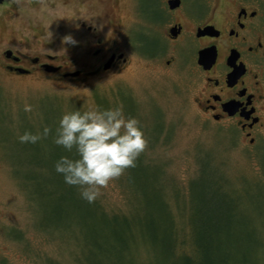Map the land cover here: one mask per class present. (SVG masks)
Segmentation results:
<instances>
[{
  "label": "rangeland",
  "instance_id": "obj_1",
  "mask_svg": "<svg viewBox=\"0 0 264 264\" xmlns=\"http://www.w3.org/2000/svg\"><path fill=\"white\" fill-rule=\"evenodd\" d=\"M56 3L43 0L13 22L0 16V48L58 55L64 65L60 74L0 69V264H264V127L252 144L231 122L206 114L192 68H169V52L153 51L140 34L135 40L142 18L129 1L117 11L118 28L102 16L105 39L118 40L127 62L64 78L92 67L88 47L84 60L71 63L67 15ZM19 23L27 36L15 45L22 35L10 25ZM116 106L141 122L147 145L134 167L101 188L96 201L108 213L90 217L80 190L71 193L63 177L59 185L35 164L54 165L61 146L53 136L64 112ZM44 126L50 133L35 144L18 140Z\"/></svg>",
  "mask_w": 264,
  "mask_h": 264
},
{
  "label": "flooded vegetation",
  "instance_id": "obj_2",
  "mask_svg": "<svg viewBox=\"0 0 264 264\" xmlns=\"http://www.w3.org/2000/svg\"><path fill=\"white\" fill-rule=\"evenodd\" d=\"M67 15L68 30L75 43L71 63L83 59L89 48V71L79 79L111 71L127 62L118 40L105 39V22L121 25L117 11L132 2L142 21L140 34L152 40L153 51L170 53L166 66L189 65L199 77L202 110L216 122L229 121L241 134L255 142L264 127V0H51ZM43 0H0V16L20 20L27 8L38 10ZM10 33L20 34L11 43L20 45L27 34L22 25H10ZM34 32L38 24L30 22ZM24 27V26H23ZM18 34V35H19ZM35 34V35H36ZM140 42L139 39L136 40ZM3 45V44H2ZM11 45V44H10ZM84 60V59H83ZM44 64L60 67L58 55L41 58L12 47L0 48V69L12 76L29 75ZM107 66V68H105ZM20 68L26 72H20ZM69 71V72H72ZM64 74V73H63ZM62 74V75H63ZM64 77V76H63ZM64 77V78H67Z\"/></svg>",
  "mask_w": 264,
  "mask_h": 264
},
{
  "label": "clouds",
  "instance_id": "obj_3",
  "mask_svg": "<svg viewBox=\"0 0 264 264\" xmlns=\"http://www.w3.org/2000/svg\"><path fill=\"white\" fill-rule=\"evenodd\" d=\"M63 42L75 43L70 35L64 36ZM32 107L25 103L23 110L31 112ZM50 131L48 126L42 132L25 130L18 140L35 144ZM53 142L70 153L59 157L55 171L63 176L66 184L78 186L81 197L89 203L97 199L101 188L134 167L147 145L141 122L134 116L126 117L120 106L64 112Z\"/></svg>",
  "mask_w": 264,
  "mask_h": 264
},
{
  "label": "trees",
  "instance_id": "obj_4",
  "mask_svg": "<svg viewBox=\"0 0 264 264\" xmlns=\"http://www.w3.org/2000/svg\"><path fill=\"white\" fill-rule=\"evenodd\" d=\"M56 148H57V146H56ZM70 155V153H68L62 146H61V149L60 148H58V152L57 153H54V161L56 162L58 159H59V157L61 156V155ZM150 160V159H149ZM37 167H40V168H45V169H48L49 170V172H52V173H54V175H55V177H57V180H56V182L60 185V184H62V180H60L59 178H61V177H63L61 174H59V173H57L56 171H55V167H54V165H55V163H54V165H52L49 161H46V160H40L39 162H37L36 164H35ZM31 180H33V178L31 177ZM63 188H64V186H63ZM70 188H71V190L70 191H72L71 193H73V194H76V192H77V190H79V188H78V186H75V185H71L70 186ZM76 200H78V199H76ZM96 201V200H95ZM93 202L94 204H95V206H96V210H93L92 208H91V205H90V203H89V207H88V210H89V214H90V217L92 216V215H94V212L95 211H100L101 212V214H103V215H105L106 213H108V212H106V211H104L103 210V208L101 207V205L96 201V202ZM76 204H77V202H76ZM116 213V212H115ZM114 214V213H113ZM114 218H117V215L114 217Z\"/></svg>",
  "mask_w": 264,
  "mask_h": 264
},
{
  "label": "water",
  "instance_id": "obj_5",
  "mask_svg": "<svg viewBox=\"0 0 264 264\" xmlns=\"http://www.w3.org/2000/svg\"><path fill=\"white\" fill-rule=\"evenodd\" d=\"M44 70L47 71V72H57L60 70V67L58 66H54V65H51V64H44ZM107 68V66L105 67ZM20 72H26L25 69H22L20 68ZM81 71L80 70H77V71H72V72H66L63 74L64 77H67V76H78L80 75Z\"/></svg>",
  "mask_w": 264,
  "mask_h": 264
}]
</instances>
